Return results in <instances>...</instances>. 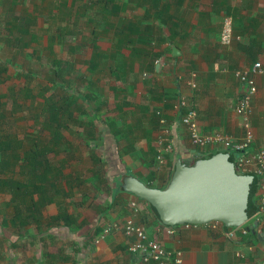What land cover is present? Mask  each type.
Wrapping results in <instances>:
<instances>
[{"label":"crops","instance_id":"0c3cea01","mask_svg":"<svg viewBox=\"0 0 264 264\" xmlns=\"http://www.w3.org/2000/svg\"><path fill=\"white\" fill-rule=\"evenodd\" d=\"M226 14L232 20V39L222 45L219 32ZM92 19H98V126L89 147L84 145L88 156L83 160L90 170L85 183L59 184L68 186L65 193L61 191L66 201L85 203L86 213L93 214H71L73 228L66 230L62 223L53 230L37 229L33 222L29 236L37 242L47 236L50 243L42 241L46 250L36 247L30 264H138L128 251L133 237L124 235L120 226L105 230L129 215L131 201L138 207L135 220L144 225L147 236L165 248L179 250L181 264H264L259 223L251 227L250 220L243 225L248 226L245 234L230 239L222 225L169 228L143 200L119 187L121 175L128 174L147 186L162 187L175 159L196 157L197 149L189 143L174 109L178 94L185 100V109L195 112L199 134L220 133L233 140L243 136L242 121L234 109L244 87L234 71L253 62L264 67V0H0V29L5 30L0 40L28 45L23 34L30 38L28 28L41 21L51 29L50 42H62L72 22L78 26L75 21ZM254 81L248 117L252 141L247 152L264 149V72L255 74ZM0 111L2 125L5 118ZM167 141L171 148L158 163V142L163 146ZM216 151L223 149L220 145L207 149L208 154ZM4 160L5 152L0 153V171ZM14 167L19 172L17 165L8 163L3 171ZM52 191L53 199L57 191ZM32 195L35 200L36 194ZM55 201L44 204L50 216L55 214Z\"/></svg>","mask_w":264,"mask_h":264},{"label":"rangeland","instance_id":"374dc122","mask_svg":"<svg viewBox=\"0 0 264 264\" xmlns=\"http://www.w3.org/2000/svg\"><path fill=\"white\" fill-rule=\"evenodd\" d=\"M90 16L93 17L94 14L91 13ZM74 23L78 26H73L72 22V26L67 29L69 33L64 36L67 40L62 42L57 40L53 43L50 42L48 34L51 29L42 26L41 21L28 28V33L32 34L30 38H28L29 35L23 34L24 40H29L27 46L22 47L17 42V45L10 43L13 46L9 47L10 44L0 40V67H5L3 73L0 72V94L4 95L0 98L2 103L0 110H2L5 118L1 120V122L4 120V123L0 124V136L5 133L4 131H13V134L18 140H22L24 145L27 144L26 137L36 138L39 143H46L48 150L45 151L44 157L48 159L53 168H57L59 175H64L68 183H85L84 176L90 169L88 168L87 171L84 164L86 162L83 160L87 158L88 154L84 151L82 135L90 124L89 117L91 118L85 113L95 108L98 110V65L92 71H88L86 61L91 56L90 43H88L91 32L93 35L96 34L95 36L98 38V19H92L88 22L79 20ZM3 33L5 30L0 29L1 36H5ZM53 62L57 63L56 66H53ZM56 68H61L62 73L59 75L54 73L53 70ZM17 71L31 74L29 85L31 93L35 95L34 98L25 99L22 97L24 77L17 75ZM61 82H63L64 89L57 85ZM40 91L58 100L61 98L59 95L71 97L73 94L75 95L74 100L78 103L76 106L72 101L68 105L71 115L64 118L67 127L62 130L61 134L64 140L58 145L53 144L50 140L49 131L44 129L43 118H45V114L40 113L42 97L37 95ZM78 93L83 97L78 98ZM73 114L78 115H76L78 119L76 123L73 121ZM96 119V123H94L97 127L98 118ZM50 147H53V150H49ZM15 170L16 167L7 175L9 174L10 178L17 181H25V175ZM62 181L64 182L60 179L56 183L59 191L53 194V199L58 201L57 205L55 204L56 211L64 209L73 216L79 213L92 216L93 213H86L85 203L78 204L72 200H65V195H62L61 191H67L68 186L62 187V189L59 184ZM8 201L9 192L0 189V264H30V254L35 251L36 247H42L46 250L47 245L42 241L45 240L47 244L50 241L47 236L39 242L29 236L35 228V222H30L29 225L23 227L19 226L18 223L17 226H13L9 220L12 215V208ZM44 207H42L41 213L48 217L40 218L36 213L35 217L38 223L40 221L43 223L52 215L49 206L45 205ZM41 229L46 228L41 226ZM8 241H14L13 245H8ZM9 253L12 254L11 257H9Z\"/></svg>","mask_w":264,"mask_h":264},{"label":"water","instance_id":"95a60500","mask_svg":"<svg viewBox=\"0 0 264 264\" xmlns=\"http://www.w3.org/2000/svg\"><path fill=\"white\" fill-rule=\"evenodd\" d=\"M129 183V190L127 183L121 187L145 201L154 217L169 228L210 221L220 222L223 229L250 220L251 227L257 225L252 219L255 178L249 173H237L233 157L226 151L194 157L191 162L175 159L167 181L159 188L147 186L133 176Z\"/></svg>","mask_w":264,"mask_h":264},{"label":"trees","instance_id":"16d2710c","mask_svg":"<svg viewBox=\"0 0 264 264\" xmlns=\"http://www.w3.org/2000/svg\"><path fill=\"white\" fill-rule=\"evenodd\" d=\"M95 35L96 34L92 35L91 37L92 54L90 58L86 61L87 63L86 68L88 71H92L98 65V40ZM16 40L18 41V38ZM11 41L13 40H8L7 43H10ZM22 44L24 47L27 45V42L26 41L22 42ZM56 64H57L56 62H53V66L54 65L56 66ZM4 70L5 67L3 66L0 67V72L3 73ZM53 71L54 73H57V75L62 73L61 68H56ZM21 77H24V86H23L22 94L26 98H30V99L34 98L35 95L31 93L30 85H29L31 82L30 81L31 74L23 72L21 73ZM62 84L63 82L58 83L57 85L59 86V88L64 89L65 87ZM2 95L3 94H0V98ZM37 95L42 97L40 113L45 114V118H43L44 129L46 131H49L50 140H52L53 144L55 145L56 143L58 145L61 143V141L63 142L64 137L62 136L61 132L67 127V123L64 118L66 116L70 117L71 115V110L69 109L68 105L71 104L72 101H74V104L78 106V103H76V101L74 100L75 95L72 94L71 97H69V95L66 96L59 95V97H61L59 100L53 99L51 96H47L43 94L41 91L37 93ZM80 96L82 95L79 94L78 98ZM76 115L77 114H73V121L75 123L78 120ZM85 115L91 116V118L89 117L90 124L85 129L84 132L85 135L84 145H88L89 147L90 145L89 143L91 140H93V135L97 131L95 120H97L96 118H98L97 117L98 110L97 108L89 110L87 113H85ZM26 138H27L26 145L20 143V141L16 139L13 133H9V132L4 133L2 135V138H0V153L2 154H4V152L6 153V160L3 161L4 165L1 166L2 171H0L1 174L0 189L2 190L5 189V191L9 192L8 204H10L12 208V215L9 219L10 222L12 223L13 226H17L16 225L17 223L19 224V226H25L28 225L30 222H35L37 225V229L41 228V226H44L46 229L51 228L53 230H56L58 228L59 223L63 224L62 228H64L65 230L67 228L70 229L73 228V226L70 225L71 224L70 220L72 219V216L64 209L57 211L55 215L50 216L49 219L46 220L42 225L41 223L37 222L38 220H36L35 214L37 213L38 216L41 218L42 207L44 206V204L53 200L52 195H50L51 191L52 190H53L52 192L59 191L58 189H56V184H55L56 181L58 182L61 179L64 180V183H66L67 180L64 178V175L61 174L59 175L57 168L56 167L53 168V166L49 164L48 159L44 157L45 151L48 150L46 148L47 144L46 143L44 144L42 142L39 143V140H37L36 138H32V137H26ZM14 149L19 150V152L14 151ZM49 150H53V147H50ZM216 152L209 153L202 157H209ZM193 160L194 158L185 161L191 162ZM7 163L12 166L13 164L17 165L19 173L25 175V181L22 182L10 178L9 174L7 175V172L3 171L4 169L7 168ZM8 173L10 172L8 171ZM130 176L131 175L129 174L121 175L119 181L120 182L119 184L121 185L123 182L127 183L128 186L127 184H125V186L126 188H128V190L130 188V183H129ZM121 185L119 186L120 189L125 188V187H121ZM33 193L36 194L35 200L32 198ZM143 203L147 207V209L151 211L149 205L145 201H143ZM42 234L43 231L42 232L40 231L38 235H42ZM8 242L10 245H13L11 241Z\"/></svg>","mask_w":264,"mask_h":264},{"label":"built area","instance_id":"2783aa9c","mask_svg":"<svg viewBox=\"0 0 264 264\" xmlns=\"http://www.w3.org/2000/svg\"><path fill=\"white\" fill-rule=\"evenodd\" d=\"M232 39V20L229 15H222L221 26L219 32V42L222 45H228ZM264 72V67L259 62H253L250 66L234 71L235 78L244 87L234 112L240 117L244 128L243 136L237 140L230 139V136L214 133L210 135H201L198 133L195 112L191 109H185V100L178 94L174 109L178 114L181 126L186 130L189 143L197 149L196 156L202 157L207 153L208 147L220 145L223 151L233 155V166L237 173H249L255 178V189L253 193V201L255 205V214L253 220H256L262 226V234L264 237V149L256 148L247 152L252 141V132L249 128L248 117L250 114V99L256 91L254 75ZM187 84L194 87V83L190 80ZM162 123L163 119H159ZM166 131V128H164ZM161 141V140H160ZM156 150V162H161L165 151L170 150L171 144L167 141L163 146L158 142ZM130 213L122 222L112 223L107 228L120 226L122 232L126 236L133 237V241L128 245V251L138 264H181V253L176 249H168L161 245L158 241L150 239L144 225L138 223L136 213L138 207L135 201L129 203ZM193 227L205 225L209 228H220L222 225L218 221H210L204 224H187ZM246 228L243 225L235 227H227L223 229L227 238H234L238 234H245Z\"/></svg>","mask_w":264,"mask_h":264},{"label":"clouds","instance_id":"9594fccd","mask_svg":"<svg viewBox=\"0 0 264 264\" xmlns=\"http://www.w3.org/2000/svg\"><path fill=\"white\" fill-rule=\"evenodd\" d=\"M197 157V156H196Z\"/></svg>","mask_w":264,"mask_h":264}]
</instances>
